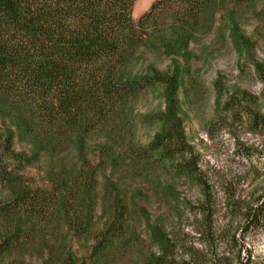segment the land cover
<instances>
[{
	"label": "trees",
	"instance_id": "obj_1",
	"mask_svg": "<svg viewBox=\"0 0 264 264\" xmlns=\"http://www.w3.org/2000/svg\"><path fill=\"white\" fill-rule=\"evenodd\" d=\"M134 2L0 0V264H264L247 248L235 263L216 252L205 213L210 248L181 253L129 192L143 167L202 183L180 97L201 88L194 45L225 18L235 49L248 45L228 0H157L137 20ZM253 67L264 83V65ZM156 90L162 108L136 112L141 96ZM245 114L254 129L264 124V114ZM143 125L157 126L146 143L137 139ZM17 141L28 149L17 150ZM39 163L36 184L25 171ZM243 209L244 227L257 225L264 193Z\"/></svg>",
	"mask_w": 264,
	"mask_h": 264
},
{
	"label": "rangeland",
	"instance_id": "obj_2",
	"mask_svg": "<svg viewBox=\"0 0 264 264\" xmlns=\"http://www.w3.org/2000/svg\"><path fill=\"white\" fill-rule=\"evenodd\" d=\"M155 1L135 0L132 18L137 20ZM227 11L247 38V47L237 51L228 36L227 19L217 21L194 45L198 55L194 69L201 88L180 95L185 134L202 183L143 167L129 179L128 188L139 206L161 222L181 253L210 248L207 235L201 234L205 213L215 229L212 247L216 252L235 263L237 250L244 254L247 248L256 260L264 261V218L248 228L242 219L243 208L264 193V124L254 129L245 114L247 110L264 114V83L253 67V62L264 65V0L250 5L228 0ZM216 80L222 92L219 105ZM162 105L160 90H156L142 95L135 110L146 114ZM3 126L0 121V130ZM156 129L155 125L140 126L138 141L146 143ZM15 147L28 149L26 142L17 141ZM44 170V164H34L25 175L41 184ZM168 187L172 189L169 193ZM132 221L143 249V224L135 213ZM73 248L79 255L86 250L78 243ZM127 262L134 264L133 260Z\"/></svg>",
	"mask_w": 264,
	"mask_h": 264
}]
</instances>
